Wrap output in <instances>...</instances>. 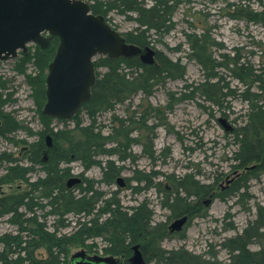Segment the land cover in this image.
<instances>
[{
  "label": "trees",
  "instance_id": "16d2710c",
  "mask_svg": "<svg viewBox=\"0 0 264 264\" xmlns=\"http://www.w3.org/2000/svg\"><path fill=\"white\" fill-rule=\"evenodd\" d=\"M235 1L228 4L230 18L264 25V8L261 11L251 8L252 4L263 7L264 0ZM152 4L146 8L143 0H92L89 6L93 15L106 19L111 10H116L118 15L135 22V29L123 37L128 44L145 48L152 44V31L161 34L170 28L171 17L180 1L152 0ZM58 43V38L54 37L48 49L35 46L28 53L22 52V59L14 69L25 76V83L31 90L43 127L39 140L30 145L29 162L32 167L41 166L44 174L31 184V193L0 201V217L12 214L13 218H25L16 234L0 237V264H67L70 248L82 245L94 235L105 236V254L108 256L126 258L133 253L134 245L141 244L146 263L264 264V246L257 252H249L245 248L247 239L240 237L229 239L227 246L221 245L229 256L224 263L218 262L213 254H207V260H203L202 256H196L183 248L163 250L160 241L166 232L158 225H151L152 213L146 205L139 204L130 210L123 208L116 196L118 193L106 198V192L95 190L92 180L84 179L77 188L66 187V181L71 176L69 165L73 162H80L85 169L98 167L102 173L98 183L113 185L122 167L110 158L116 151L113 148L106 149L105 145L118 140L121 135L116 132L118 137L114 139L112 134L103 136L102 127L97 122L98 115L112 112L115 106L130 101L140 92L148 94L166 80L183 79L186 70L185 66L160 52L151 65L142 63L139 56H99L94 62L96 82L90 99L71 119H55L44 114L43 107L48 66L55 56ZM227 57L221 55L218 60L205 55V52L197 55L195 60L202 67L203 81L192 92L199 93L210 105L220 107L228 97L235 94L229 88L227 78L242 84L244 88L239 96L247 108L244 125L233 135V143L237 147L233 160H239L243 165L254 162L256 170L261 173L264 172V67L255 69L240 55L233 56L228 63L222 62ZM30 65L34 72L26 76L25 67ZM12 96L8 82L0 78V136L20 128L13 118L4 113V107L13 102ZM53 121L63 124V128L52 127ZM123 122L119 120L120 129H123ZM47 133L52 139L51 147L44 144L43 135ZM125 138L130 140L128 136ZM99 157L104 159L99 160ZM124 160L125 157L119 158V161ZM31 169L29 166V173ZM26 173L23 167L11 166L7 181H26ZM144 179L150 180L151 176L144 175ZM175 181L177 195L170 205L173 213L179 215L188 210L191 193L202 195L204 186L191 176ZM180 190L185 193V197L180 196ZM20 209L24 211L19 212ZM49 217L53 218L52 230L47 226ZM261 217L259 213V219ZM72 223L75 231L62 235L59 229L70 227ZM41 247H46V260H38L34 256L35 251Z\"/></svg>",
  "mask_w": 264,
  "mask_h": 264
},
{
  "label": "rangeland",
  "instance_id": "374dc122",
  "mask_svg": "<svg viewBox=\"0 0 264 264\" xmlns=\"http://www.w3.org/2000/svg\"><path fill=\"white\" fill-rule=\"evenodd\" d=\"M80 1L92 3V0ZM145 1L147 4L152 3V0ZM179 1L180 5L171 17L170 28L161 35L154 32L150 35L153 48L185 66L184 78L166 80L148 94L140 92L130 101L115 106L112 112L101 113L97 118L103 136L112 134L114 139L118 137L115 133H120L118 140L108 142L105 146L106 149L113 148L116 151L110 158L122 167L118 178L124 181L132 179L130 188H137L136 191L147 186L141 181L144 179L143 175L151 176L153 183L161 182L165 188L168 176L175 180L191 176L200 185L210 186L214 174L225 178L227 173L231 174L233 171V156L237 150L233 135L244 125L247 108L239 96L244 87L238 81L227 78L229 88L235 94L228 97L220 107L210 105L199 93L193 94L192 89L203 81L202 67L195 60L197 55L205 52V55L219 58L218 60L221 55H227L222 61L225 63L230 62L233 56L240 55L255 69L264 67V25L230 18L228 4L236 2L235 0ZM251 8L261 11L264 5L260 7L252 4ZM112 24L119 33L131 32L136 27L135 22L118 14ZM179 46L181 51L175 52ZM34 47L32 44L27 45V53ZM21 59L22 51H19L16 58L0 61V78L8 82L13 94V102L4 107V113L20 126L15 132L0 136V200L30 193V185L43 176L42 167L37 165L33 167V174L29 175L28 181H7L8 170L12 165H26L22 151L24 147L30 149V145L39 140L43 130L31 90L25 83V76L14 70ZM25 70L26 76L34 72L31 65L25 67ZM220 119L225 121L224 124ZM119 120L124 121L123 129L119 128ZM52 127L61 129L63 124L53 121ZM126 136L130 140L127 141ZM48 137L49 133L43 135L45 145ZM50 142L52 143L51 137ZM44 154H47L46 151ZM120 157H125V160L119 161ZM103 159L104 157H99V160ZM30 164L29 162V166ZM69 167V179L78 177L82 179V183L84 179L94 182L101 179V170L96 166L85 169L80 162H73ZM153 173L160 176L153 179ZM95 187L106 192V198L118 193L116 196L123 208L136 206L145 198L151 202L150 209L157 214L158 220H162V214L166 213L159 209L160 196H156L154 189L145 194L134 193L130 188H121L116 180L113 185L99 184ZM247 189L239 192L238 196L213 201L203 214L193 219L186 231L175 239L163 242L160 247L166 251L183 248L196 256H202L203 260H207V254H213L218 262H226L228 253L221 245L227 246L228 240L239 234L249 220L254 219L256 209L264 206V174L258 175ZM23 211L20 209L19 212ZM23 219L25 218H13L11 215L0 217V237L16 234ZM52 224L53 218L49 217L47 226L50 230L53 229ZM22 227H25L24 224ZM59 230L62 235L73 233L74 224ZM105 247V236L94 235L82 245L70 248L67 264L70 256L81 250L89 255L104 257ZM251 249L256 250L257 247L252 246ZM34 256L38 260H46V247L37 249ZM132 256L131 253L125 260Z\"/></svg>",
  "mask_w": 264,
  "mask_h": 264
},
{
  "label": "water",
  "instance_id": "95a60500",
  "mask_svg": "<svg viewBox=\"0 0 264 264\" xmlns=\"http://www.w3.org/2000/svg\"><path fill=\"white\" fill-rule=\"evenodd\" d=\"M59 40L55 56L48 66L44 114L68 120L75 116L90 99L96 82L94 59L139 56L144 64H153L155 52L146 47L128 44L103 16L93 15L88 3L80 0H0V61L26 52L27 45L43 49ZM224 124V120L220 119ZM228 128L227 126L225 127ZM47 146L51 147L50 137ZM80 182L73 177L70 188ZM119 186L124 180L117 179ZM185 218L173 227L180 228ZM132 264H146L137 247L130 258ZM70 264H120L113 256L87 257L84 250L70 256Z\"/></svg>",
  "mask_w": 264,
  "mask_h": 264
},
{
  "label": "flooded vegetation",
  "instance_id": "af4514ba",
  "mask_svg": "<svg viewBox=\"0 0 264 264\" xmlns=\"http://www.w3.org/2000/svg\"><path fill=\"white\" fill-rule=\"evenodd\" d=\"M143 1H144L146 8L151 7L153 5L152 3L147 4L145 0H143ZM117 14L118 13L116 10H111L106 17L107 23L113 29H115L114 28L115 26L112 24V22H114ZM115 30L118 31L117 29H115ZM152 32H155V31H152ZM126 33H119V34H121V36L123 37V35H125ZM156 35H161V34L157 33ZM189 42H190V38H189ZM152 46L153 45L151 44V46H148V47L151 48L155 52V55H154V58H155L156 54L159 52L155 48H153ZM145 48H141V49H143L142 50L143 53L145 52V50H144ZM174 51L180 52L181 51L180 46L177 47ZM22 155H24V157H25L26 165L21 166V167H23L27 170L26 178L28 179L29 175L33 174L32 165H31V168H32L31 172L29 173V147H24V150L22 151ZM234 162H235V166H234L231 174L227 173L225 175V178H222L221 176L214 174V177H213L214 180H213L212 185L204 186V192L202 195L197 194V193H191V195L188 199V204H189L188 210L184 211L182 214H179V215L173 213V208L170 205L171 202L173 201V199H175L177 194H176V188H175V184H176L175 182L176 181L173 178H169V176L167 177L168 178V185L165 188H163V186H162L163 184L161 182L153 183L151 181V179L150 180L143 179L141 181L144 182V184H146L147 186H145L143 189H139L138 191H136L135 189H137V188H130V182L132 181V179H129V178H127L124 181L123 186H120V187L121 188L127 187L128 189L130 188L131 190H134L135 191L134 193L138 192V193H143V194L148 193L151 189H154L156 196L157 195L160 196V201H159L158 207L160 210H163L166 212V213L162 214L163 215L162 220L157 219V214H155L154 211L150 209V205H151L150 203L151 202H149L147 199L144 198L143 202H141L140 204H144L150 209V211L152 213L151 225L152 226L158 225L161 228H164V231L166 232V236H164L161 239L160 244H162L163 242H166L169 239H175L178 235H180L184 231H186L188 225L191 224L193 219L196 217H199L201 214H203L205 209L212 205L213 201L225 199V198L229 199L235 195H237V196L240 195L239 192H241L243 189L248 190L247 188H249V185L251 184V182L254 181L258 175L260 176V175L264 174V172L259 173L258 170H256V164L254 162H251V163L246 164V165L245 164L243 165L239 160L238 161L234 160ZM12 166H18V165L15 164ZM159 176L160 175L158 173L152 174L153 179H155L156 177H159ZM27 179H26V181H28ZM222 179H223V182L221 181ZM37 180L35 182H37ZM21 181H23V180H21ZM68 181H66V187H67ZM81 183H82V179H80L79 183H76L72 187H70V188L67 187V188L72 189L74 186L78 187L81 185ZM116 183H117V179H116ZM93 184L95 186H99L98 181L94 182ZM101 185L108 186V185H105L103 183ZM99 189H100L99 187H97V188L95 187V190L100 191ZM32 191H33V189L31 186L30 193ZM100 192H102V191H100ZM179 192H181V193H179L180 196L185 197V193L182 190H180ZM27 194L28 193H26L25 195H27ZM25 195H23V196H25ZM9 197H20V196H9ZM9 197H6V198H9ZM138 205H139V203L136 206H138ZM136 206H131L128 209L130 210L131 208H134ZM263 210H264V206L263 207L260 206L259 209H256L255 214H254V219L249 220L247 225L239 232V234H236L235 237L231 238V239H234L236 237L246 238L247 242L245 244V248L249 252H257L264 246V211ZM129 212L131 213V211H129ZM259 213H260V215L262 214V217L260 218L261 220L259 219ZM8 215H12V214H5L3 216H8ZM184 218L186 220L180 228L173 227V224L176 221L182 220ZM254 230H256L255 232H257V233L254 234ZM252 246L257 247V249L252 250L251 249ZM135 247H137L138 250L141 251V244H136L132 247L133 253H134ZM86 256L92 257L93 255H89L86 253ZM143 257H144V255H143ZM115 258L117 259L118 262L120 261V264H132L130 261V258L128 260H125V258L123 256L115 257ZM228 258H229V256L227 257V259ZM144 259H145V257H144ZM68 264H70V263L68 262Z\"/></svg>",
  "mask_w": 264,
  "mask_h": 264
}]
</instances>
